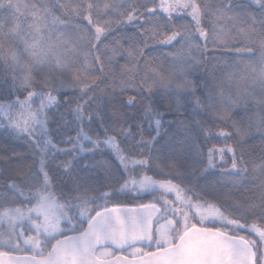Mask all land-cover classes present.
<instances>
[{
	"label": "snow or ice",
	"instance_id": "snow-or-ice-1",
	"mask_svg": "<svg viewBox=\"0 0 264 264\" xmlns=\"http://www.w3.org/2000/svg\"><path fill=\"white\" fill-rule=\"evenodd\" d=\"M0 264H264V0H0Z\"/></svg>",
	"mask_w": 264,
	"mask_h": 264
},
{
	"label": "trees",
	"instance_id": "trees-1",
	"mask_svg": "<svg viewBox=\"0 0 264 264\" xmlns=\"http://www.w3.org/2000/svg\"><path fill=\"white\" fill-rule=\"evenodd\" d=\"M159 2V0H157V3ZM160 51H168L167 49H159V50H157V52H155V53H153V55H157L158 56V53L160 52ZM120 64H123L124 63V61L123 60H121L120 62H119ZM133 93H125V98L128 96V95H132ZM25 95H26V93H25ZM21 98H23V97H21ZM167 103V101H162L161 102V110H164V104H166ZM181 111H183V109H181ZM171 119H173V116H171V115H166L165 116V120H171ZM146 126V125H145ZM53 127H54V125H53ZM218 130V129H217ZM75 131H70V132H68L67 133V135H71V136H75ZM57 138H59V137H57ZM85 143V146L86 147H91V145H88L87 144V142H84ZM215 143H217V141L216 140H213V141H210V143H209V147L212 145V144H215ZM60 147H70V145H60ZM16 150L18 151V152H21V153H25V152H27V145L23 142V141H18V142H16ZM69 157H66V156H61V157H59V159L60 160H65V159H68ZM98 159H99V157H97ZM31 162V159H30V157H29V159L28 160H26V161H24V163L25 164H27V163H30ZM148 175H154V173H152V172H149L148 173ZM156 179H167L168 177H166V176H156L155 177ZM147 199V198H146ZM169 199H174V195L173 196H170L169 197ZM193 222H196V221H193ZM249 223H251V221H249Z\"/></svg>",
	"mask_w": 264,
	"mask_h": 264
},
{
	"label": "rangeland",
	"instance_id": "rangeland-1",
	"mask_svg": "<svg viewBox=\"0 0 264 264\" xmlns=\"http://www.w3.org/2000/svg\"><path fill=\"white\" fill-rule=\"evenodd\" d=\"M161 223H163V221H161ZM124 254H127V253H124Z\"/></svg>",
	"mask_w": 264,
	"mask_h": 264
},
{
	"label": "water",
	"instance_id": "water-1",
	"mask_svg": "<svg viewBox=\"0 0 264 264\" xmlns=\"http://www.w3.org/2000/svg\"><path fill=\"white\" fill-rule=\"evenodd\" d=\"M122 255H126V254H124V253H121Z\"/></svg>",
	"mask_w": 264,
	"mask_h": 264
}]
</instances>
